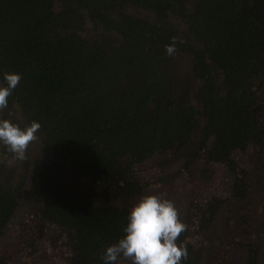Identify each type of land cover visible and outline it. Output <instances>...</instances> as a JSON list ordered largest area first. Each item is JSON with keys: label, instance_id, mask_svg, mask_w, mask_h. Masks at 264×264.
Returning a JSON list of instances; mask_svg holds the SVG:
<instances>
[{"label": "trees", "instance_id": "16d2710c", "mask_svg": "<svg viewBox=\"0 0 264 264\" xmlns=\"http://www.w3.org/2000/svg\"><path fill=\"white\" fill-rule=\"evenodd\" d=\"M86 27L92 37L82 36ZM5 72L22 79L0 119L21 128L39 122L36 145L57 157L27 156L19 179L0 184L7 254V227L25 192L39 204L40 222L64 237L66 264H104L101 253L123 235L129 210L151 184L191 172L210 182L209 165L219 163L232 177L230 198L179 212L188 226L179 238L188 248L182 264H204L195 240L223 210L243 205L250 182L232 153L251 145L263 170L264 217V0H0V86ZM152 157L169 173L149 183L134 167ZM244 232L237 263L261 264L257 240ZM28 233L25 225L19 239L34 253L37 237Z\"/></svg>", "mask_w": 264, "mask_h": 264}, {"label": "rangeland", "instance_id": "374dc122", "mask_svg": "<svg viewBox=\"0 0 264 264\" xmlns=\"http://www.w3.org/2000/svg\"><path fill=\"white\" fill-rule=\"evenodd\" d=\"M136 14L150 16L148 11L140 9H137ZM93 35L94 32L90 27L83 30L82 36L92 37ZM259 98L264 107V89L259 91ZM258 150V147L251 145L246 150H236L232 153L233 159L248 174L250 191L247 198L243 200V205L237 210L238 213H235L236 211H233L232 208L226 207V210L215 217L212 224L200 231L195 241L198 246L202 247L204 264H238L237 261L241 262L236 250V242H245L247 234L244 230L250 232L249 236L257 240L260 246V263L264 264V217L258 208L263 170L257 162L259 160ZM262 155L264 157V154ZM26 156L31 160L43 159L48 163L57 160L56 156L44 155L35 141L29 144ZM156 161L157 158L152 157L136 164L134 167L136 177L152 183L160 179L162 172L169 173L168 170H163L157 165L158 161ZM200 165L204 166V160L201 163L195 162L193 169L200 168ZM23 166V160L16 159L11 152L7 151L5 145L0 143V184L10 180L9 176L14 177L17 181L22 174ZM209 166L213 172L210 182H199L196 179L197 174L191 172L192 174H187L191 179L183 175L177 177L172 184L164 181L160 184L154 183L148 187V190L146 189L145 193L164 194L166 198L174 202L181 215H186L190 208V202L203 204L206 199L214 196L230 198L232 177L228 173L227 167L219 163H210ZM66 181L75 189L78 187L72 184L70 178ZM39 207V204L27 192L20 196L19 207L7 227L10 238L7 252L10 254L4 251L3 245L0 243V259L6 260L3 264H66L70 253L69 246L65 244L64 237H59V230L55 225L40 222L34 213ZM25 225L29 226L27 237H37L35 248L33 247L36 249L34 253L28 245L23 244L24 240L19 239L18 233L25 230ZM190 226L192 230H196L194 222ZM40 231L41 233H39ZM249 240L253 241L251 238ZM7 255H10L9 259L6 258Z\"/></svg>", "mask_w": 264, "mask_h": 264}, {"label": "clouds", "instance_id": "9594fccd", "mask_svg": "<svg viewBox=\"0 0 264 264\" xmlns=\"http://www.w3.org/2000/svg\"><path fill=\"white\" fill-rule=\"evenodd\" d=\"M166 52L175 51V40L166 45ZM22 74L5 72L6 86H0V111L8 106V97L19 85ZM39 122L21 128L7 119H0V143L16 159H27L29 144L37 139ZM123 235L105 247L100 255L104 264H182L188 257L186 241H179L187 231L174 202L164 194L143 195L129 210ZM179 241V244H178Z\"/></svg>", "mask_w": 264, "mask_h": 264}]
</instances>
